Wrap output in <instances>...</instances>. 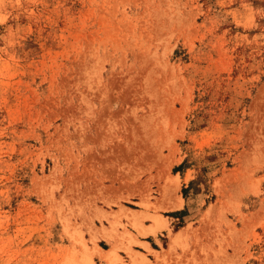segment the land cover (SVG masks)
<instances>
[{"label": "rangeland", "instance_id": "1", "mask_svg": "<svg viewBox=\"0 0 264 264\" xmlns=\"http://www.w3.org/2000/svg\"><path fill=\"white\" fill-rule=\"evenodd\" d=\"M156 235L264 264V0H0V264Z\"/></svg>", "mask_w": 264, "mask_h": 264}, {"label": "crops", "instance_id": "2", "mask_svg": "<svg viewBox=\"0 0 264 264\" xmlns=\"http://www.w3.org/2000/svg\"><path fill=\"white\" fill-rule=\"evenodd\" d=\"M183 207L181 206L182 209ZM140 243H143L146 248L142 250H134L135 252H138L140 255L144 256L145 258H136V261H143V264H163L161 260L163 258L166 259L167 256V247H164L162 244L161 239L156 235V238L152 237H146L142 241L139 240ZM161 245V246H160ZM157 255V256H156ZM121 258L124 259L125 262H128L123 255H119ZM128 264V263H126ZM130 264V263H129Z\"/></svg>", "mask_w": 264, "mask_h": 264}, {"label": "bare ground", "instance_id": "3", "mask_svg": "<svg viewBox=\"0 0 264 264\" xmlns=\"http://www.w3.org/2000/svg\"><path fill=\"white\" fill-rule=\"evenodd\" d=\"M159 227L160 228L164 227V220L161 219V218L158 219L156 228H154L153 230H151L150 233L154 234Z\"/></svg>", "mask_w": 264, "mask_h": 264}]
</instances>
